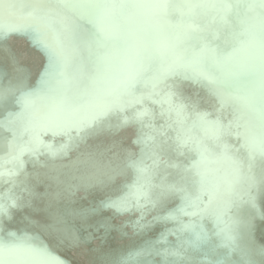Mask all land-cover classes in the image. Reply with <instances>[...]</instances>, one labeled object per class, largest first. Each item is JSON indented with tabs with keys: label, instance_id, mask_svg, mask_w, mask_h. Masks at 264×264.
<instances>
[{
	"label": "water",
	"instance_id": "water-1",
	"mask_svg": "<svg viewBox=\"0 0 264 264\" xmlns=\"http://www.w3.org/2000/svg\"><path fill=\"white\" fill-rule=\"evenodd\" d=\"M243 1L193 0L185 5L179 23H175L170 31L173 38L183 35L189 42L177 48H166L163 57L155 52L151 35L142 34L145 30H141L144 26L153 29L160 25L156 24L158 21L145 20H152L156 12L162 11L159 1L118 0L116 4H110L106 0H91L79 11L70 12L60 6L59 0H51V11L34 8L35 0H5L16 5L13 13L22 12L25 5L34 15L49 16L46 25L58 35L72 32L66 44L74 43L77 53L70 56L52 48L49 52L36 45L34 31L11 29L8 21L0 19V52L6 60L0 58V83L3 82L0 86V122L9 120L17 125H12L13 129L6 124L0 127V204L6 208V212L0 213V238L32 249L34 255L29 258L37 264L53 257L65 264H99L103 255L100 252L105 251L100 250L112 244L106 236L117 239L131 236L134 239L132 243H126L122 238L119 245L113 247L144 249L135 225L139 223L143 227H152L148 239L160 248L159 255L152 257L150 264H190L212 259L214 254L213 258L220 264H232L230 257L238 262L243 260L234 252V242L226 243L227 250H217L213 254L202 247L212 233L223 236V219L227 217L241 225L245 223V228L239 232L253 247L252 264H262L260 257H264L261 254L264 247L258 245L254 216L259 203L264 201H258L256 196L258 191H264L262 73L252 45L264 28V6L259 0L246 5ZM222 10H226V22L221 18ZM131 39L140 41L137 48L130 46ZM86 40L99 44V53L113 54L111 71L104 79H95V66L85 47ZM156 40L165 43L161 38ZM13 45L24 55L21 69L11 58L18 53ZM114 46L118 47V52H114ZM211 49L229 57L228 64L210 73L221 78L222 85L201 75L199 64H186L194 52ZM130 51L137 58L126 66L131 58ZM145 53L148 58L142 57ZM127 57L129 59L125 60ZM141 58L143 61H139ZM37 59L39 64L31 73L28 65ZM135 63L148 70L143 78L154 76L155 72L158 75L154 76L155 81L148 77L143 83L144 89L131 97L128 83H116L111 76L112 73L122 76L128 72L130 77L134 74ZM60 64H64L57 72L60 79L68 88L69 83L73 88L79 87V99L92 103L94 113L75 115L82 111L81 106L76 107L73 108L74 115L65 122L45 126L43 119L50 114L44 108L45 103L59 102L63 91L57 86L60 92L54 95V90H44V84L54 77L51 69ZM177 64L184 66L175 67ZM26 70L30 74H26ZM164 73L170 77L168 81L164 79ZM107 96L113 97V103L106 102ZM223 97H228L231 103ZM244 97L247 99H242ZM168 116L174 119V129L169 131H178L180 135L166 138ZM165 144L168 148L162 150ZM112 146L121 147L125 156L114 177L99 171V163L90 155V151L103 153ZM173 147L181 153L178 162H190L193 172L183 163L179 167L181 176L164 169L170 162L177 161L172 154ZM205 151L211 156L205 158ZM214 159L234 162L236 174L234 176L232 171L230 177L234 176V189H227L224 179L229 175ZM255 159L263 161L260 168ZM50 162L62 166L67 181L79 183L71 190L48 188V181L57 182L56 172L47 168ZM117 163L110 159L111 167ZM243 163L248 170L238 175L237 165L244 167ZM195 164L205 172L206 180L213 186L216 184L221 198L216 205L213 202L216 196L211 198L204 182L195 178V172H198ZM87 166L98 170L100 179H106L100 183V188L91 189L81 182L85 179L83 169ZM218 172L223 180L218 178ZM29 173L40 176L39 185L27 182ZM252 178L256 186H250ZM186 182H191L199 192L198 201L192 200ZM235 183L240 184L242 190L238 191ZM169 185L183 187L186 192L162 196V188ZM42 202L46 211L38 210L39 220H34L27 212V204L41 205ZM113 202H118L125 210L106 206ZM248 202L250 206L245 207ZM215 207L224 213L221 221L209 218ZM181 208L184 211H180ZM196 238L198 246L189 248L188 252L179 244L188 245V241L195 242ZM173 251H179L181 255H166ZM109 256L112 264L122 263H117L115 254L109 253Z\"/></svg>",
	"mask_w": 264,
	"mask_h": 264
},
{
	"label": "bare ground",
	"instance_id": "bare-ground-1",
	"mask_svg": "<svg viewBox=\"0 0 264 264\" xmlns=\"http://www.w3.org/2000/svg\"><path fill=\"white\" fill-rule=\"evenodd\" d=\"M35 1L37 2V0H35ZM155 1L160 2V5H162V7H163V9H161L162 11L156 12L155 17L152 20H150L151 18L148 20L147 19H145V20L147 22L151 21L153 23H156L158 21L156 24H160V25H158L157 28L153 27V29L152 28L146 29L144 26L141 30H145V31H143L142 34H147L149 36L151 35V39L153 41V46H154L153 48L155 49V52L158 55L163 54V57H164L166 54V48L167 49L177 48L178 46L189 42V40L185 39V37L183 35H179L178 37L173 38L171 35L170 29L175 23H179V21H180L179 15L184 14V11L186 10L185 5H189L190 3H192L193 0H155ZM253 1L254 0H244L243 3L246 5L247 2L250 3ZM23 7L24 8L22 9V12H14L13 13L11 11L10 13L4 12V13L0 14V19H4V20L8 21L11 29L21 30V31H23V30L34 31L35 34L33 35V39L36 42V45L37 46L40 45L42 47H45L49 52H50L49 48H52L53 50H56V51L64 53V54H71L70 56L74 55V53H77L76 49L74 48V43H71L70 45L66 44V41L72 37V35H73L72 32L68 31L66 33H61L58 35V33L56 31H54L52 28H50L46 25V20L48 19L49 16L43 15V14L42 15H34L33 12H31V10L29 8H26L25 5ZM229 7H231V6H229ZM139 15H142V14H139ZM57 18H59V20L61 22H63V20L60 16H58ZM143 21H144V19H143ZM146 25H147V23H146ZM55 28L59 29L58 26H55ZM64 30H66V29H64ZM21 31H16V32H21ZM21 33H26V32H21ZM142 34H141V36H143ZM17 35H20V34L17 33ZM159 38H161L165 41L164 45L161 42L159 43L158 42L159 40H156ZM90 39H92V38H90ZM130 41H131L130 46L132 48H137L139 46L140 41L138 39H134V40L131 39ZM85 44H86V46H85L86 49H88L87 46L90 45L91 48L93 49V51H95V52H98L97 47L100 48L99 44L94 43L91 40H86ZM13 47H15L17 49L16 45H13ZM113 50H114V52H118V47L114 46ZM16 51L18 53L14 54L13 55L14 57H11V58L13 59L14 64L19 68L20 63L24 62V59H23L24 55L22 53H19V52H21V51H19V49H17ZM128 54H130L131 58H130V61L125 63L126 66L133 64L135 57H136V55H133L134 54L133 51H130ZM142 57L148 58V55L145 53ZM163 57H161L160 59H162ZM0 58H2L3 61H6L1 52H0ZM151 58H153V57H151ZM128 59H129V57H127L125 60H128ZM238 59L240 60V58H238ZM163 60H164V58H163ZM139 61H143V59L141 58V59H139ZM151 62L153 63V59L151 60ZM151 62H149V64ZM136 63L134 64L135 67H133L132 71L134 73L138 72V75H136L134 84L130 88L131 92L128 93V95L131 97H135L134 96L135 94H137L139 91L144 89L143 83L145 84L148 77L150 79H152V81H155L154 76L158 75V73L155 72L154 76L150 75L146 78H143V76H146V74L145 75H143V74L147 73L148 70L146 68H142L140 66H137ZM38 64H39L38 59L35 61H33V60L30 61L28 68L30 69L31 73L33 71V68H35ZM30 65H31V67H30ZM63 68H64V64H60V65L54 67L53 69H51V73H52V75H54V77L45 81V84H44V90L45 91L54 90L53 94L56 95L57 91L60 92L57 89V86H60L61 91H63V96H64L68 90L73 89V87H71L70 83H69L70 88H68L67 85L65 83H63V81L60 79V76L57 74L58 70H62ZM135 68H136V70H135ZM19 69H21V68H19ZM28 70H26V74L29 73ZM112 74L113 75L111 76V79L116 81V83H119V84H121L122 82L128 83L129 78H130L128 72L127 73L125 72V74H122V76H120V74H118V73H112ZM168 78H170L168 76V74L164 73V79L168 81ZM2 84H3V82L0 83V86ZM63 96L59 99V102L55 101L52 104H49L46 102L44 105V108L47 109V111L49 113H51L55 108H57L60 105ZM103 97H104V95H103ZM112 98L108 97L106 99V102L107 103H110V102L113 103ZM223 98L226 100L227 103H229V104L231 103L230 99L228 97H223ZM162 99L164 100L163 97H162ZM80 106L82 107V111L77 112L75 115L79 114L82 116L83 115L87 116L90 113L91 114L94 113L92 111V109L94 110L95 107L93 106L92 103L88 102V100L78 99L73 104L74 109L76 107L80 108ZM42 111H43V108L41 110V113H42ZM159 114H161V113L159 112ZM167 121H168V125H167L168 136L166 138L174 136V135H180L178 131H169L170 129H174L173 128L174 127V124H173L174 119L171 118L170 116H168ZM4 124H6V126H8L10 129H13L12 125L17 126L14 122H11L8 120L6 123L0 122V127H2V125H4ZM170 126H172V128H170ZM175 127H177V126H175ZM199 127L204 129L203 125H200ZM197 130L199 131L200 129L198 128ZM116 140H120V139H116ZM245 142H246V139H245ZM202 143H201V145H202ZM161 148H162V150H166L168 148V146L165 144V145H162ZM173 148L175 150H172V154L177 159V161L170 162V165L165 166L164 169L167 172H169L170 174L175 173V172L180 174L181 173L179 170V167L181 165L180 163H183L184 165H186L185 167L188 170L193 172L194 171L193 165L189 164L190 162H188V163H185V162L179 163L178 162V160L180 159L181 153H179V151H177V150H179L178 148H175V147H173ZM206 149H208V148L206 147ZM122 151L123 150L121 147L112 146L110 148H106L103 153H93L92 151H90V155L92 156V158L96 159L97 162L99 163L100 169H101L99 171H105L104 174H108L111 177H114L119 172V170L121 168V160L123 158L125 159V156H124ZM204 154H205V158H208L211 156L208 153V151H205ZM152 158H153V156H152ZM110 159L114 164L117 162L118 163L115 166L111 167L110 166ZM214 160L218 164L220 169L224 170L225 173L227 175H229V178L225 177L226 179H224V184L227 187V189L228 190L234 189L232 186V179L234 178V176L236 174V166H235L234 162H230V161L227 162L224 159H214ZM243 164H244V167L242 165H237V168L240 171L238 175H240L241 173H245L246 170H248L246 163H243ZM255 164L258 168H260L263 165V161H258V159H255ZM195 166L198 170V172H195V176H196L195 178H198L199 182H201V180L203 178L204 186H206L205 189L208 190V192L211 195V198L216 196V198L213 199V202L216 205L217 204L216 202L221 199L220 194L217 193L216 184H215V186H213L212 183H210L208 180H206L205 172L198 169L196 164H195ZM60 167H62V166H60ZM60 167H59V164L57 162L48 163L47 168L56 172L57 182L54 183L53 181H48L47 187L52 188V189H54V188L59 189L60 188L62 190L65 188V189L71 190L74 187V185L79 183V182L67 181L65 179V173H63L61 171ZM83 171L85 173V179L81 180V182L83 181L86 184V186H88V188H91V189L100 188V183L103 184V181L106 180V179L104 180V178L100 179V177L98 175L99 171L96 169H90L87 166L83 169ZM232 171L234 172V176H233V178H230L232 173H233ZM152 173H153V171H152ZM29 176L30 177H27L28 178L27 182L34 184V185H39L38 179L40 176L35 175L34 173H29ZM180 176H181V174H180ZM217 176L221 180H223V178H224V177H221L219 172L217 173ZM249 184H250V186H256L254 178L249 180ZM185 186H186V189L188 188V190L191 192L192 200L198 201L199 192L196 189H194L192 183L186 182ZM235 186H236L235 188L238 191L242 190V186L240 184L235 183ZM29 192L32 193V191H29ZM257 193L258 194H256V196L258 197V201L263 200L264 199V191H261V192L258 191ZM60 196L64 197L62 194ZM32 197L35 198L34 196H32ZM43 204H44V202H42L41 205H39L38 203H36L35 205H31V203L27 204V205H29L26 208L27 212L29 213V215L34 220H39L38 212H37L38 210L46 211L45 207H43L44 206ZM247 206H250L249 202L246 204L245 207H247ZM219 209H220L219 207H215L214 209H212L211 210L212 213L210 214L209 218L213 219L214 221H216L217 219L221 221L222 214H224V213H223V211H219ZM201 214H203V211L201 212ZM238 214L241 216V212H239ZM218 216H219V218H218ZM254 216L256 217V223H257L256 232H258V234H256V235L258 236V245L261 247H264V201L259 203V210ZM223 220H224V225H225V230H224L223 236L220 237V235L218 236V235L212 233V236H209L205 239L206 243L204 245H202V247L205 248V250L207 252L211 251L209 253L213 254L217 250H221V251L227 250L226 243L234 242L236 244V248H235L234 252L236 254H239L240 256H242L243 260L238 262L234 258L230 257L229 258L230 262L232 264H252V259H253L252 251L254 252L253 247H251V244H250L248 238L239 232V230L242 231V229L245 228V223H243L241 225L240 223H236L235 221H231L233 219H231V218L228 219L227 217L224 218ZM135 225L140 231L139 234H140L144 249L140 251L133 246H128V247H125L122 249L113 247V246H118L120 243V239H122V238L125 239L126 243H132L134 241V239L131 236H125V237L123 236L119 239L106 236V238H108L107 241H111L112 244H111V246H105L106 248H103L100 250V251H102V250H105V251L100 252L103 255L101 256V258L99 260V264H112V262H110L109 253L115 254L116 259H117V263L122 262L121 264H150V259L152 257L153 258L156 257L155 255H159V252H160V248L158 247L159 245L155 244L154 242L152 243L150 241V239H148V235H149V232L151 231L152 227H148V226L143 227L139 223H135ZM15 227L18 229L17 225H13V228H15ZM194 241L198 244L197 238ZM84 242H85V240H84ZM80 243H82V242H80ZM179 244L181 247L185 248L186 251L189 248H191V249L194 248V247H190V246L186 245L185 243L179 242ZM214 256H215V254L210 257L212 259L204 260V261H200V260L192 261V263H190V264H220L215 258H213ZM260 258H261L262 264H264V257H260ZM90 264H92V263H90Z\"/></svg>",
	"mask_w": 264,
	"mask_h": 264
},
{
	"label": "snow or ice",
	"instance_id": "snow-or-ice-1",
	"mask_svg": "<svg viewBox=\"0 0 264 264\" xmlns=\"http://www.w3.org/2000/svg\"><path fill=\"white\" fill-rule=\"evenodd\" d=\"M118 0H106V3L116 4ZM91 0H60V6L70 12H77L83 8V6L90 4ZM259 3L264 6V0H259ZM16 5L12 3H6L5 0H0V14L4 12H11ZM34 8L39 10H48L51 11V0H37V2L33 5ZM223 13L222 20L226 22L227 14L226 10L221 11ZM192 27V26H189ZM88 47L89 57L93 60L95 66V79H104L108 76L111 71V64L113 60V54L111 52L99 53L93 51L91 46ZM253 51L257 54L262 79L260 85V101H261V119L264 121V28H262L261 35L257 40L254 41L252 45ZM196 63L201 66L200 74L203 75L210 82L222 85L223 80L218 77H213L210 73L215 69H222L226 64L229 63V57L216 52L215 49H211L209 51H201L194 52L193 56L190 60L186 62V64ZM184 65L177 64L175 67H180ZM47 75V72L45 73ZM138 75L134 73L130 76L128 81V87L131 88L134 84L135 77ZM43 83V81H41ZM81 90L79 87L68 90L63 96L60 105L55 108L50 114H46L43 119V124L45 126L48 125H59L65 122L68 118L74 115L73 112V104L76 100L80 98ZM242 99H247L246 97ZM262 154H264V133H262ZM195 166V165H194ZM182 180H186L185 177L181 178ZM203 183V178L201 180ZM176 191L186 192V189L183 187H178L177 185H169L162 188L161 195H167L169 193H173ZM187 198V197H186ZM14 203V202H13ZM194 203V201H193ZM107 207H117L120 210H125L121 208V205L118 202H113ZM206 211V209H204ZM180 211H184L183 208ZM6 212V208L0 204V213ZM197 213H193L195 215ZM10 235H14L10 233ZM190 247H197V243L193 241L187 242ZM180 256L181 253L179 251H173L171 253H166V255ZM261 254L264 255V249H261ZM34 255V251L32 249L27 248L24 244H14L10 242L4 241L0 238V264H37V262L31 260L29 257ZM42 264H65V262L58 257H53L47 261L42 262Z\"/></svg>",
	"mask_w": 264,
	"mask_h": 264
}]
</instances>
